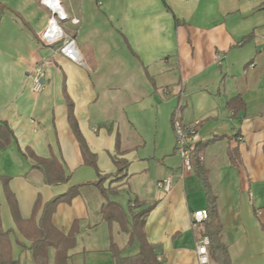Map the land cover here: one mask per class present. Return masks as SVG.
<instances>
[{
	"label": "crops",
	"instance_id": "crops-1",
	"mask_svg": "<svg viewBox=\"0 0 264 264\" xmlns=\"http://www.w3.org/2000/svg\"><path fill=\"white\" fill-rule=\"evenodd\" d=\"M59 1L81 63L39 40L50 15L40 0H0V129L9 130L0 227L12 257L34 264L44 204L79 185L50 215L71 240L64 264H113L112 245L136 253L131 224L146 207L143 233L159 263L199 264L201 224L190 218L207 198L174 152L175 115L197 140L219 137L200 160L231 264H264V0ZM43 60L51 64L36 92L24 73ZM46 158L66 181L43 180ZM167 177L166 192L157 182ZM107 201L120 215L103 216ZM46 254L55 264L56 248Z\"/></svg>",
	"mask_w": 264,
	"mask_h": 264
},
{
	"label": "trees",
	"instance_id": "trees-1",
	"mask_svg": "<svg viewBox=\"0 0 264 264\" xmlns=\"http://www.w3.org/2000/svg\"><path fill=\"white\" fill-rule=\"evenodd\" d=\"M71 117V115H70ZM4 127V126H3ZM75 128V127H74ZM7 133L9 130L4 127L0 129V147L8 143ZM79 137V136H78ZM219 139L218 136H213L207 140L198 139L195 141L193 149L190 151V163L191 169L194 170L202 183L203 190L206 193L207 198V218L201 223V234H205L209 238V255L216 264H231L226 245L221 240V223L217 216L216 198L212 194L207 181V174L202 166L200 155L203 147ZM82 150H86L82 140H80ZM230 161L235 163L238 159V154L235 150L229 149ZM116 163L119 164L117 161ZM38 166L42 172L43 180L47 183H58L67 180L68 175H65L60 164L53 158L40 159ZM99 178L94 182L96 185H100ZM79 185L71 186L67 192L63 195H59L51 198L44 204L42 215L39 222V229L36 235L32 238L30 245L31 256L34 264H47L46 248L53 246L56 248L55 264L65 263V250L70 244V238L57 233L49 224L50 215L55 208L56 204L60 201H67L73 195H76ZM135 205V200H130V204ZM118 205L113 201H107L102 206L101 212L104 217L110 218L114 214L120 215ZM150 207H146L133 216L131 224V236L135 237L139 241V250L130 256H121L119 251L114 245L111 247L113 264H160L154 253V247L148 243L144 237L143 225L144 219L147 215ZM114 209V211H113ZM114 212V214H113ZM69 243V244H68ZM0 264H19L17 259H14L10 253L9 244L6 239V233L1 230L0 227Z\"/></svg>",
	"mask_w": 264,
	"mask_h": 264
},
{
	"label": "built area",
	"instance_id": "built-area-1",
	"mask_svg": "<svg viewBox=\"0 0 264 264\" xmlns=\"http://www.w3.org/2000/svg\"><path fill=\"white\" fill-rule=\"evenodd\" d=\"M40 3L49 10L50 15L46 26L39 34V40L45 45H56L57 51L68 60L81 63V58L75 37L68 34L62 27V22L67 16L59 0H40ZM55 6V8L53 7ZM72 23H78V19H71ZM51 64V60H43L35 64L29 70L25 71L24 78L30 83L31 88L36 92H41L46 86L45 68ZM172 127L176 136L174 152L182 159V165L185 169H191L190 151L193 149L197 140L194 127L186 128L178 120L177 116L172 118ZM157 186L164 191L170 189V179L167 177L157 182ZM207 218L206 209L195 210L191 215L192 225L197 226ZM209 238L205 234H200L195 240V252L199 264H209Z\"/></svg>",
	"mask_w": 264,
	"mask_h": 264
},
{
	"label": "rangeland",
	"instance_id": "rangeland-1",
	"mask_svg": "<svg viewBox=\"0 0 264 264\" xmlns=\"http://www.w3.org/2000/svg\"><path fill=\"white\" fill-rule=\"evenodd\" d=\"M174 135V134H173ZM174 137H175V143H176V136L174 135Z\"/></svg>",
	"mask_w": 264,
	"mask_h": 264
},
{
	"label": "bare ground",
	"instance_id": "bare-ground-1",
	"mask_svg": "<svg viewBox=\"0 0 264 264\" xmlns=\"http://www.w3.org/2000/svg\"><path fill=\"white\" fill-rule=\"evenodd\" d=\"M53 7L55 8V6L53 5Z\"/></svg>",
	"mask_w": 264,
	"mask_h": 264
}]
</instances>
